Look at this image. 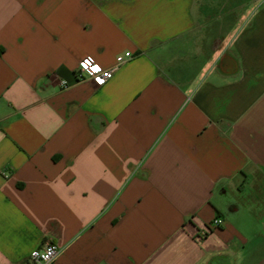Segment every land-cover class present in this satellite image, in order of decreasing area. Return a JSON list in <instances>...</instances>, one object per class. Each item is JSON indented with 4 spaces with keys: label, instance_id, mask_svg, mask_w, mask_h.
I'll return each mask as SVG.
<instances>
[{
    "label": "crops",
    "instance_id": "0c3cea01",
    "mask_svg": "<svg viewBox=\"0 0 264 264\" xmlns=\"http://www.w3.org/2000/svg\"><path fill=\"white\" fill-rule=\"evenodd\" d=\"M47 242L264 264V0H0V264Z\"/></svg>",
    "mask_w": 264,
    "mask_h": 264
},
{
    "label": "built area",
    "instance_id": "2783aa9c",
    "mask_svg": "<svg viewBox=\"0 0 264 264\" xmlns=\"http://www.w3.org/2000/svg\"><path fill=\"white\" fill-rule=\"evenodd\" d=\"M131 57L132 55L129 51L120 53L116 57L115 64L111 67L105 68L98 63L93 56L86 55L78 62L76 75L79 79L87 76L96 86H101L112 77L114 70H116L121 63L126 62ZM62 85H66L64 81H62ZM221 224L222 219L218 216L212 219V225L218 227ZM57 253V246L53 243L47 242L43 244L42 247L32 249L29 257L34 264H47L54 260Z\"/></svg>",
    "mask_w": 264,
    "mask_h": 264
}]
</instances>
